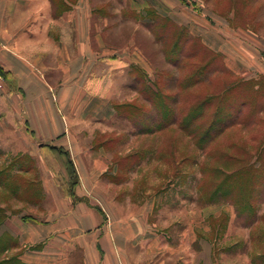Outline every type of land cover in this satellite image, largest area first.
I'll return each instance as SVG.
<instances>
[{
	"label": "crops",
	"instance_id": "1",
	"mask_svg": "<svg viewBox=\"0 0 264 264\" xmlns=\"http://www.w3.org/2000/svg\"><path fill=\"white\" fill-rule=\"evenodd\" d=\"M123 1L142 14L154 7L152 0ZM160 2L162 10L153 8L159 15L184 23L182 15L169 13L168 0ZM93 13L90 0H0L1 160L34 161L49 201L0 221V238L9 240L2 259L217 264L210 220L223 214L230 226L233 206L187 204L180 183L172 191L176 182L162 158L156 172L148 157L139 162V144H154L149 135L123 127L115 104L137 94L130 91V71L144 65L130 47L117 51L103 41L106 24L100 25L101 15L93 22ZM195 35L221 53L233 73L251 69L264 76L263 58L252 50L263 52V42L250 35L244 44L228 35L223 41L204 29Z\"/></svg>",
	"mask_w": 264,
	"mask_h": 264
},
{
	"label": "trees",
	"instance_id": "2",
	"mask_svg": "<svg viewBox=\"0 0 264 264\" xmlns=\"http://www.w3.org/2000/svg\"><path fill=\"white\" fill-rule=\"evenodd\" d=\"M145 13L140 19L147 18V24L153 23L151 27L158 28L156 35L166 40L174 38L177 44L181 42L184 26L177 25L169 16L159 15L152 7L146 8ZM247 25L240 23L239 26L246 28ZM182 47L178 49L183 54L180 59L193 58L182 69L194 71L185 74L177 87L188 91L212 75L208 82L205 80L207 86L187 103L186 98L177 96L178 92H165L164 88L167 90L169 83L173 84L170 76L161 87L160 77L151 80L145 76L144 84L142 78L133 75L135 87L142 84L140 93L144 101L116 103L117 113L127 119L138 134L149 135L174 125L188 135L196 149L208 158L201 164L198 201L233 205L237 220L251 228L250 241L255 251L252 261L264 264V210L259 213L264 202V132L261 129L264 124V76L243 78L235 75L225 65L223 55L207 47L199 35L185 34ZM178 59L173 60L178 63L181 61ZM232 129H248L249 135L241 137L237 143L228 142L226 149L213 147L218 138ZM4 180L0 178V183ZM6 180V185L13 184L18 189L24 186L23 192L30 189L27 179L17 174H9ZM2 211L0 209V221L5 217ZM8 243V239L0 238V254ZM0 264H12V261L0 259Z\"/></svg>",
	"mask_w": 264,
	"mask_h": 264
},
{
	"label": "rangeland",
	"instance_id": "3",
	"mask_svg": "<svg viewBox=\"0 0 264 264\" xmlns=\"http://www.w3.org/2000/svg\"><path fill=\"white\" fill-rule=\"evenodd\" d=\"M152 1L150 6L162 10L163 5L160 0ZM90 2L91 8L94 10L93 22H98L100 18L99 15H101L103 19H100V25L104 26L106 24L105 28L107 29V33L105 37H103V41L107 43L109 47L117 51L127 46L130 47L131 52L136 51L138 59L143 63V68L133 64L130 71L131 76L135 75L142 78L144 84H146L145 76H147V78L151 77V80L160 77L161 87H163L164 82L168 76H170L169 78L172 80L173 84L169 83L167 90L164 88L165 92H178L179 95L177 96L180 98L182 97V99L186 98V100H188L187 103L191 101L190 99H192V96H197V92L202 91L203 88L207 86L205 80L208 82L209 78L213 76H208L201 84L188 91L180 90L177 87L179 80L185 74L188 75L194 71L192 70L189 72L187 69H182L183 65H187L193 61V58L188 59L187 57L180 59V55L182 56L183 54L182 52L179 53L180 51L178 49L182 47L185 34H190L194 37L196 36L195 34H198L204 29L219 34L223 41H226L225 38L226 35H228V37H232L234 41L244 44L245 41L248 42L249 40L246 36L250 35L253 39L260 43H264V0H168V6L170 7L169 13L176 16L182 15L181 21L184 22L183 25L170 17L177 25L185 27L183 38L179 44H177L174 38L166 40L163 39L162 36L156 35L155 31L158 32V28L155 27L156 29H153L154 27L150 25L153 23L147 24L149 21L147 18L143 20L140 19V17H145L146 13L142 14L136 12L135 9L130 7L129 3L126 4L123 0H90ZM232 5L235 6V12ZM233 15H235V17H233ZM232 17L234 20L230 22L229 19ZM240 23H245V25L248 23V25L246 28H242L239 26ZM254 24L258 25L255 26ZM249 42L252 45L251 41ZM175 46L177 47L174 48ZM173 48L175 51H172ZM187 48L188 46L183 48V50L186 51ZM252 48H254L252 50L256 56L263 58L261 62L264 63V56H261V54L264 55V51L262 52V49L259 47L261 50H259L260 54L257 51L258 49L256 50L254 46H252ZM174 58H179L178 60L181 61L177 63L173 60ZM234 74L243 78L259 76V72L251 69H242L239 74ZM134 88L137 90V94L134 97L132 96L130 101L137 99L143 102L144 100L140 93L142 84L135 87L131 82L130 91L134 92ZM125 101L129 100H123V102ZM147 105L148 107L151 106L148 102ZM178 106H180V104H178ZM262 116H264V113ZM122 124H124L123 127L126 125L129 129L133 128L132 124L127 119L123 118ZM261 129L264 132V124L261 126ZM248 135V129H232L229 130L227 134L218 138L215 144L212 145L219 149H226L228 142L235 141L237 143L241 137L246 138ZM140 138L139 136V139ZM147 139L148 142L150 141L154 145L153 147L150 145L145 147L147 144H139V162L143 161V157H148L149 159H147V161L149 164L153 162V167L149 168V170L151 169L156 172L161 170L162 167L159 166L160 163L157 165L156 162L158 158H162L164 164L167 165L162 168L167 169L168 167L169 178L171 181L176 182L175 187H172V191H175V188L178 187V183H180V187H182L180 194L185 196V202L188 204L189 200L195 199L197 201L196 205H198L200 202L197 199V182L201 177V164L208 160L206 154L196 149L188 135H185L174 125L156 133L149 134ZM150 147H152V153L149 152ZM145 148H148L147 153H144ZM232 150L234 152V149ZM3 151L5 150L0 147V178L5 179L0 183V209L3 210L1 215L7 216L10 213L18 212L32 213L35 211L30 208L40 203L42 204V208L47 207L49 201L47 200L46 194L40 192L41 185L35 162L25 157H15L12 163H3L1 160L4 153ZM170 155H172V158H170ZM19 169L24 170V172L20 173L18 171ZM13 172L27 179V183L29 182L28 188L30 189L23 192L21 190H23L24 186H20V189H18L19 187L13 184L12 186L4 184V182L7 181L6 178L8 175L13 174ZM172 172L174 174H172ZM179 172L180 174H184L180 175V178H176ZM162 185L163 184H160L158 187ZM222 203L229 204L226 202ZM263 210L264 202L260 206L259 213ZM36 213L39 214V212ZM206 220H208V218H206ZM210 226L212 228V233L208 235L210 236L212 234V236L215 235L217 238L216 241L213 242L212 239L211 242L212 250L216 253L217 257L216 260L213 261H216L217 264H257L252 261V255L255 251L250 241L251 228L250 226L242 225L237 220L236 213L234 222L232 224L230 223V226L228 225V218L223 214L211 219ZM203 233L205 234L204 231ZM0 259H2V253L0 254Z\"/></svg>",
	"mask_w": 264,
	"mask_h": 264
}]
</instances>
